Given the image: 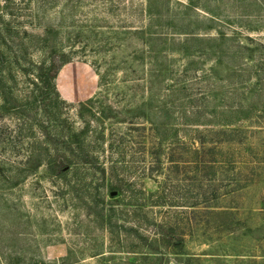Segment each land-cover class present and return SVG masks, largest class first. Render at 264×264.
Segmentation results:
<instances>
[{
    "label": "rangeland",
    "instance_id": "1",
    "mask_svg": "<svg viewBox=\"0 0 264 264\" xmlns=\"http://www.w3.org/2000/svg\"><path fill=\"white\" fill-rule=\"evenodd\" d=\"M153 1L164 3L163 9L152 8L156 15L160 13V18L167 14L165 4L169 3L174 9L178 3L184 2ZM213 1L216 3L220 0H193L197 7L193 11L195 33L201 37L214 35L215 30L231 34L237 42L242 41L243 46L255 51L252 53L241 49V57L244 54L245 57H254V61L263 59L264 0H225L226 5L221 7H217ZM145 3L146 0H0V75L5 81L4 85L9 91L14 90L13 93L16 89L17 95H20L18 90L28 93L30 86L27 80L32 79L34 65L43 60L46 54L48 56L52 47L56 52L65 51L70 55V61L59 66L55 86L60 98L68 104L64 114L80 127L76 116L78 107L103 94L101 76L106 75V81L113 85L110 88L120 87L122 82L130 83V79H133L128 72L130 63H122L135 49H144L140 40L142 36L135 37L131 33L140 32L141 27L147 26L143 23L147 16L141 13L142 4ZM203 9L215 15L212 22ZM174 25L177 31L181 29L180 25ZM47 27L52 30V35L44 43ZM114 33H121L125 42L118 43ZM143 39L148 37L145 35ZM251 43L258 47L251 46ZM202 47H193L189 52L197 55L195 51H200ZM199 54V57H194L195 69H202L209 64L205 61H213L216 57L204 50ZM15 57L19 59L18 62ZM183 58L184 55H174L176 67L184 64ZM240 61L244 68H250L247 66L249 62ZM22 67L28 71L26 77L22 76ZM125 70L127 72H121ZM250 73L253 72H246L243 76V81L247 83L245 87H250ZM9 74L15 76V84L9 82ZM137 74L141 77L140 72ZM233 78L230 77V81ZM129 85L133 87L135 84ZM113 91L107 99L114 105H122L124 95L112 99ZM126 93H129L128 90ZM137 93L140 94L139 90ZM1 106L0 101V264H264V129L263 132H259L260 129H246L243 135L251 142L246 146H251L258 155L257 163L236 166L242 168L244 173L253 168L256 177L241 192L218 201L219 206L232 209L230 211L233 213L229 216H210L206 223H200V230L195 232L192 228L197 225L195 219L198 217L181 222L185 233L182 252L190 257L171 254L151 257L147 255L151 251L167 253V248L164 246L163 250L161 243H153L160 233L158 223L170 221L177 227L175 218L180 221L183 216L177 214L176 217L172 212H186L184 217L192 218L193 215L188 214L192 211L180 207H152L149 202L155 199L149 200L145 195L141 196L140 202L143 209L129 207L130 214L121 215L120 205H114L116 218L123 220H113L108 225L102 223L94 214L96 208L84 201L86 195L74 186L73 180H76L73 174L63 180L49 177L45 166L36 171L27 168L25 157L27 151L37 146L38 130L33 129L30 133L25 125L21 126L18 122V118L22 119L20 115L4 114ZM114 122L112 120L110 124ZM137 122L143 123V120ZM21 127L25 128L23 136ZM111 128L106 133L111 130L118 137L127 133V125H112ZM90 135L93 138L91 130ZM138 135L145 134L139 132ZM138 135L134 134L136 138H132L135 143L133 149L142 153V139ZM246 146L241 150L245 157L242 160L250 161ZM105 155L108 153L103 154L101 162L109 161V156L106 158ZM125 160L131 161L130 158ZM134 172L147 191L156 190L153 181L148 178L150 175L142 177L141 170ZM159 180L160 177L156 181ZM173 181L167 183L174 187L172 203L191 206L196 196L193 195L195 190L191 189L190 181ZM161 182L165 183V180ZM86 183L89 188L85 194L88 193L90 201L99 199V202L101 196L105 208L118 201L105 196L106 183L100 188L98 197L94 189L98 182L88 177ZM120 200H124L123 203L127 201L125 196ZM99 205L101 208L102 205ZM141 210L143 212H139ZM227 221L231 223L225 224ZM221 225V232L216 231ZM163 229L167 231L166 226ZM200 254H219L222 257L203 256L199 257L200 262L197 263L193 256Z\"/></svg>",
    "mask_w": 264,
    "mask_h": 264
},
{
    "label": "trees",
    "instance_id": "2",
    "mask_svg": "<svg viewBox=\"0 0 264 264\" xmlns=\"http://www.w3.org/2000/svg\"><path fill=\"white\" fill-rule=\"evenodd\" d=\"M183 1L174 9H171L169 3L165 4L167 14L161 18L160 13L156 15L152 12V8L163 9L164 3L146 0L147 4H142L144 7L141 8V13L147 16L143 23L147 26L131 35L142 36L140 40L144 49H135L126 58L127 61L122 63H130L128 72L133 75V79H130V83L122 82L120 87L115 85L116 88H110L113 85L106 81V75L101 76L103 94L78 107L76 116L80 127L64 114L68 104L60 98L55 86L59 66L70 61V55L65 51L56 52L52 47L48 56L45 53L43 60L34 65L32 79L27 80L30 86V90L26 89L28 93L18 90L20 95H17L16 89L14 93V90L9 91L0 75V101L3 104L1 112L9 116L20 115L22 119L18 118V122L21 126L25 125L30 133L33 129L38 130L37 146L27 151L25 157L27 168L36 171L45 166L49 177L63 180L73 174L76 180H73L74 186L86 195L84 201L96 208L94 214L102 223L108 225L113 220H123L121 217L116 218L114 205H120L121 215L130 214L129 207L143 209L140 202L141 196L145 195L149 200L155 199L149 202L152 207H180L192 211L188 213L193 215L192 218L184 217L186 212H172L176 217L177 214L179 217L183 216L180 221L175 218L177 227L170 224V221L158 223L160 233L153 243H161L163 250L164 246L167 248V253L151 251L147 254L151 257L155 254L162 257H167L168 254L190 257L182 252L185 233L181 222H189L198 217L195 219L197 225L192 228L195 232L200 230V223H206L210 216H229L233 213L230 211L232 209L219 206L218 201L241 192L256 177L253 168L244 173L242 168L236 166L257 163L258 155L252 151L251 146H246L251 142L243 135L246 129H260L259 132L264 129V58L254 61V57H245L244 54L241 57V49L252 53L255 51L243 46L242 41L237 42L231 34L215 30L214 35H197L193 27V11L197 7L193 0ZM213 3L217 7L226 5L225 0ZM202 11L212 18V22L215 15L204 9ZM174 24L180 25L181 29H174ZM45 31L44 43L52 35L50 28L47 27ZM114 34L118 43L125 42L121 33ZM145 35L148 39H143ZM250 45L258 47L257 44ZM177 46L180 49H174ZM198 46L204 47L195 51L197 55L190 54L189 50ZM231 48L238 50H229ZM203 50L216 57L213 61H205L209 64L202 69H195L194 57H199L198 54ZM175 54L184 55V64L179 68L175 64ZM15 59L19 61L17 57ZM240 60L249 62L247 66L250 68H244ZM139 72L141 77L137 74ZM246 72H253L248 75L250 87H245L247 83L243 81ZM21 73L25 77L28 75L23 67ZM230 77H234L233 80L230 81ZM8 78L9 82L15 84V76L9 74ZM127 83L135 85L131 87ZM137 88L140 94L137 93ZM127 90L130 95L126 93ZM111 91L114 92L112 99L124 95L122 105H114L107 99L112 96ZM112 120L115 121L114 124H110ZM140 120L143 123L137 122ZM112 125H127V133H122L119 137L111 130L106 133ZM24 129L21 127V136ZM139 132L145 135L139 136ZM134 134L142 139V153L133 149L135 143L132 138H136ZM245 146L250 161L242 160L245 157L241 150ZM105 153H108L105 157L109 156V161L101 162L100 158ZM137 155L139 156L136 158ZM126 158L131 161H126ZM137 170L143 172L142 177L150 175L148 178L155 185L154 192L147 191L139 183L140 179L135 177L134 172ZM88 177L98 182L94 188L97 197L100 195V188L106 183L105 196L110 197L111 192H116V196L111 198L118 201L109 204L108 208H105V201L101 196L99 202V199L90 201L88 193L85 194L89 188L86 183ZM158 177L161 181L165 180V183L156 181ZM173 180L190 181L191 189L195 190L193 195L196 196L191 206L172 203L175 198L174 187L167 183L174 182ZM124 196L126 203H123L124 200L119 201ZM99 204L102 205L101 208ZM229 223L231 222L227 221L225 224ZM164 226L167 231H164ZM222 227L223 225L215 230L221 232ZM208 255L222 257L219 254L193 257L198 260L199 257Z\"/></svg>",
    "mask_w": 264,
    "mask_h": 264
},
{
    "label": "water",
    "instance_id": "3",
    "mask_svg": "<svg viewBox=\"0 0 264 264\" xmlns=\"http://www.w3.org/2000/svg\"><path fill=\"white\" fill-rule=\"evenodd\" d=\"M116 196V192H111L110 193V197H115Z\"/></svg>",
    "mask_w": 264,
    "mask_h": 264
}]
</instances>
